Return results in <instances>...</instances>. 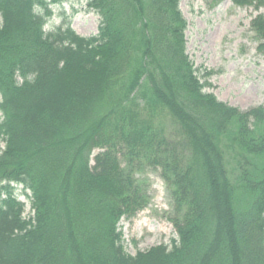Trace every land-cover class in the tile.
<instances>
[{
	"label": "trees",
	"instance_id": "16d2710c",
	"mask_svg": "<svg viewBox=\"0 0 264 264\" xmlns=\"http://www.w3.org/2000/svg\"><path fill=\"white\" fill-rule=\"evenodd\" d=\"M66 1L0 0V264H264V106L204 92L180 0H89L94 36L45 31ZM251 30L264 43V15ZM147 171L177 239L132 256L119 223L148 207Z\"/></svg>",
	"mask_w": 264,
	"mask_h": 264
},
{
	"label": "rangeland",
	"instance_id": "374dc122",
	"mask_svg": "<svg viewBox=\"0 0 264 264\" xmlns=\"http://www.w3.org/2000/svg\"><path fill=\"white\" fill-rule=\"evenodd\" d=\"M88 1L67 0L50 6L51 17L44 30L68 23L77 35L94 36L100 17L88 7ZM179 8L187 23L186 53L200 82L206 84L204 92L241 111L264 106V47H260L264 43L258 42L251 30V21L264 15V7H238L231 0L214 6L205 0H180ZM166 126L167 132H173L169 122ZM4 147L0 139V154ZM141 178L146 181L149 205L134 218H123L119 223L123 247L132 256L158 245L171 246L177 239L168 220L171 205L164 181L154 171ZM15 195L24 203L23 217L27 219L30 194L17 186Z\"/></svg>",
	"mask_w": 264,
	"mask_h": 264
}]
</instances>
